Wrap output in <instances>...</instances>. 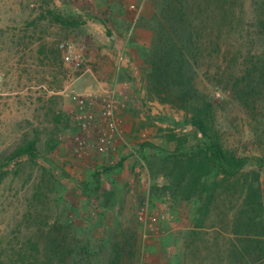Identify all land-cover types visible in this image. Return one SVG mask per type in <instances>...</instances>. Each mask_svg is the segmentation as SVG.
I'll list each match as a JSON object with an SVG mask.
<instances>
[{
	"label": "rangeland",
	"instance_id": "rangeland-1",
	"mask_svg": "<svg viewBox=\"0 0 264 264\" xmlns=\"http://www.w3.org/2000/svg\"><path fill=\"white\" fill-rule=\"evenodd\" d=\"M32 3L0 0V264H258L264 0ZM29 21L55 32L57 54L76 44L93 72L60 52L59 80L22 86L9 43L33 32ZM108 88L130 122L103 153V101L83 130L73 97ZM206 107L210 135L245 160L235 177L202 155L206 140L189 121Z\"/></svg>",
	"mask_w": 264,
	"mask_h": 264
},
{
	"label": "crops",
	"instance_id": "crops-1",
	"mask_svg": "<svg viewBox=\"0 0 264 264\" xmlns=\"http://www.w3.org/2000/svg\"><path fill=\"white\" fill-rule=\"evenodd\" d=\"M39 21H29V25L33 32L27 33L25 38L20 40L12 39L9 43L11 55H10V66L11 73L14 77H21L22 86L36 85L41 82H45L48 85H52L53 82L59 80V54L54 49V38H56L55 32L46 29L43 33H39V30H35V27ZM48 23V22H47ZM46 23V24H47ZM33 25V26H32ZM48 25V24H47ZM15 26V24H14ZM48 26H55L54 23H49ZM53 29V28H52ZM34 33L40 38H34ZM62 57V56H61ZM111 58L109 52H104V61H109ZM99 73V71H97ZM96 88L102 89L108 85V81L97 82ZM43 86L44 85H40ZM124 120L125 125L130 122ZM125 134V133H124ZM262 196V216L264 220V175L261 186ZM258 264H264V257Z\"/></svg>",
	"mask_w": 264,
	"mask_h": 264
},
{
	"label": "built area",
	"instance_id": "built-area-1",
	"mask_svg": "<svg viewBox=\"0 0 264 264\" xmlns=\"http://www.w3.org/2000/svg\"><path fill=\"white\" fill-rule=\"evenodd\" d=\"M50 1L51 5L61 6L65 2L70 0H33L31 8L38 10L43 9L44 3ZM60 52L62 53V58L64 63L72 64L76 69L83 72V74H91L92 68L88 65V61L85 57L83 51L72 42L61 43L58 46ZM2 84V79L0 77V86ZM94 98V97H93ZM73 100L77 104V111L75 113V120L78 125L86 130L90 125L96 120V116L88 110L89 107L95 105L97 101H103L102 105V120L105 125V129L100 133L97 148L106 153L108 148L114 147L118 141H122L124 138L123 125L124 120L118 115V109L120 105L119 93L117 89L108 88L104 90L103 93L96 96L92 101H87L86 99H81L80 97H73ZM145 140L148 138L147 134L142 136ZM120 141V142H121ZM80 145L83 144L79 141Z\"/></svg>",
	"mask_w": 264,
	"mask_h": 264
},
{
	"label": "trees",
	"instance_id": "trees-1",
	"mask_svg": "<svg viewBox=\"0 0 264 264\" xmlns=\"http://www.w3.org/2000/svg\"><path fill=\"white\" fill-rule=\"evenodd\" d=\"M189 36L191 38V42L188 44L189 59L187 60H191L196 63L199 56L197 52L198 48L195 43H193L195 39V32L191 30ZM185 49L186 48H184V50ZM211 112L212 111L206 107V109L200 110L199 114L194 115L189 122L203 135L206 140V153L204 154V152H202V155L206 158V160L209 163H212L214 167L218 168L227 177H235L243 168L245 160L228 153L223 146L210 135L211 121H209V119Z\"/></svg>",
	"mask_w": 264,
	"mask_h": 264
}]
</instances>
